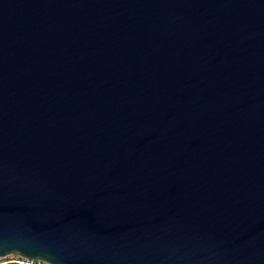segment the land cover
<instances>
[{
    "label": "water",
    "instance_id": "1",
    "mask_svg": "<svg viewBox=\"0 0 264 264\" xmlns=\"http://www.w3.org/2000/svg\"><path fill=\"white\" fill-rule=\"evenodd\" d=\"M264 264V0H0V259Z\"/></svg>",
    "mask_w": 264,
    "mask_h": 264
},
{
    "label": "rangeland",
    "instance_id": "2",
    "mask_svg": "<svg viewBox=\"0 0 264 264\" xmlns=\"http://www.w3.org/2000/svg\"><path fill=\"white\" fill-rule=\"evenodd\" d=\"M14 255H9L0 259V264H36L35 261H27Z\"/></svg>",
    "mask_w": 264,
    "mask_h": 264
},
{
    "label": "trees",
    "instance_id": "3",
    "mask_svg": "<svg viewBox=\"0 0 264 264\" xmlns=\"http://www.w3.org/2000/svg\"><path fill=\"white\" fill-rule=\"evenodd\" d=\"M20 260H22V259H20ZM22 261H24V260H22ZM36 264H43V263H40V262H35Z\"/></svg>",
    "mask_w": 264,
    "mask_h": 264
}]
</instances>
